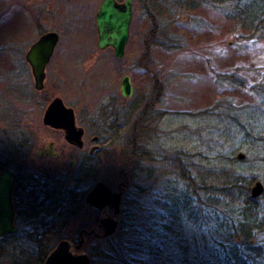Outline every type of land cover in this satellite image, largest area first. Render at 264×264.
Returning a JSON list of instances; mask_svg holds the SVG:
<instances>
[{"label":"rangeland","instance_id":"374dc122","mask_svg":"<svg viewBox=\"0 0 264 264\" xmlns=\"http://www.w3.org/2000/svg\"><path fill=\"white\" fill-rule=\"evenodd\" d=\"M184 1L134 0L126 55L116 60L111 50L100 51L96 45L95 15L101 0H0V129L25 127L34 143L25 159L10 161L8 168L39 163L43 169L65 172L60 194L72 195L71 183L77 180L76 189L83 196L75 204L84 205V214L75 217L62 209L60 218L69 219L67 223L39 242L33 240L36 235L27 238L23 225L18 236L0 240V264H43L45 260L38 263L40 255L50 254L61 239H77L79 225L96 217L85 196L98 181L116 187L124 180L118 171L130 161L126 151L135 147L151 153L154 162L139 165V173L131 174L127 200L132 206H123L120 224L136 227L145 236L161 234L156 241L164 235L165 264H207L218 233L202 212L196 224L182 222L183 231L161 229L163 210L157 202L167 186L181 188L171 175H161L163 158L180 154L184 162L200 169L241 170L254 178L250 187L256 181L264 184V146L256 140L257 131L250 132L249 118L254 108L264 109V36L253 30L261 15L255 13L257 8H247L244 0H203L193 11L183 9ZM49 30L59 32L61 40L41 91L34 87L25 54ZM171 40L179 47H168ZM124 75L130 76L134 88L131 97L120 93ZM159 93L156 118L141 130L133 124L136 114L144 100L156 101ZM56 96L77 111L91 136L95 131L87 127L85 118L91 115L94 122L101 116V106L115 100V136L120 134L122 145H106L115 176L93 171L75 179L76 172L84 170L79 161L84 152L69 148L64 133L43 123L45 109ZM137 101L141 105L134 108ZM50 141H55L58 157H36L34 153ZM240 152L245 154L243 161L237 158ZM70 160L78 161L74 168ZM255 239H264V231L257 232ZM88 242L90 252L99 246V241L88 238Z\"/></svg>","mask_w":264,"mask_h":264},{"label":"trees","instance_id":"16d2710c","mask_svg":"<svg viewBox=\"0 0 264 264\" xmlns=\"http://www.w3.org/2000/svg\"><path fill=\"white\" fill-rule=\"evenodd\" d=\"M184 2L186 7L182 6L183 9L193 11L202 5L203 0H185ZM244 2L247 8H257L255 13L257 15L260 13L261 16L258 18L255 13L253 14L256 19L258 18L253 30L263 32L264 0H244ZM261 32L260 36L263 37L264 33ZM174 45L175 40H171L168 47H179ZM155 111L153 109L145 114L144 121L150 116L155 119L157 115ZM140 113L142 115L143 110ZM249 114L252 120L250 132L254 134L257 131L256 140L263 147L264 109L254 108ZM17 128L20 131L19 134L15 133ZM24 128L13 125L0 129V171L7 169L10 161L17 158L24 159L29 154L33 142L32 137L23 130ZM131 154L132 151L125 153V155ZM150 154L147 153L138 161H135L134 157L135 162L130 169L132 175L136 173L137 165L139 168L141 167L139 165L146 162H154ZM181 156L177 154L161 160L164 162L160 170L161 175H171L179 181L181 186V188L167 186L163 199L157 202L163 210L160 214L161 229L169 232L179 228L183 231L185 225L182 222L189 223L187 225L196 224L202 212L203 215L202 213L201 215L207 224L214 226L218 233V238L216 236L214 238L213 250L209 254L207 264H251V262L264 264V239H255L257 232L264 231V193L258 198L251 196L250 185L254 178L241 170L233 172L221 166H217V169L204 167L200 169L186 159L184 162ZM129 206H132V202L127 201V209ZM62 209L64 207L61 206V212ZM118 234L121 237L117 238ZM153 235L145 236L138 228L133 226L125 228L121 223L114 235L97 243L100 247L93 246V251L90 252L93 263L165 264L164 251L168 240L162 235L160 240L156 241L155 236L158 238L161 234ZM35 239L33 240L36 242L40 240ZM103 242L105 245L102 246ZM45 254L40 255L38 263L45 260Z\"/></svg>","mask_w":264,"mask_h":264},{"label":"flooded vegetation","instance_id":"af4514ba","mask_svg":"<svg viewBox=\"0 0 264 264\" xmlns=\"http://www.w3.org/2000/svg\"><path fill=\"white\" fill-rule=\"evenodd\" d=\"M69 2H77L80 0H65ZM103 0H101L102 2ZM118 3H123L126 0H116ZM100 2V4H101ZM98 5V9L99 6ZM131 5H132V11H133V16L130 24V32H131V26L133 23V18H134V0H131ZM96 10V13L98 11ZM95 24H96V30H97V23H96V15H95ZM49 31H55V30H49ZM47 32V31H45ZM43 32V33H45ZM57 32V31H56ZM42 33V34H43ZM59 33V32H58ZM41 34V35H42ZM98 35V31H97ZM60 39L61 40V35L59 33ZM130 38V35H129ZM129 41V39H128ZM127 41V44H128ZM58 42V44H59ZM57 44V46H58ZM127 44L125 47L124 54L121 57H118L115 53V49L112 46L106 47L104 49L99 48L98 46V40H97V47L100 51H106V50H111V52L114 55V58L116 60H122L124 59L126 55V49H127ZM57 46L55 48V51L57 49ZM55 51L50 59H53V56L55 54ZM48 63V65L50 64ZM47 65V67H48ZM46 76H47V68H46ZM125 76V75H124ZM123 76V77H124ZM122 77V79H123ZM130 77V76H129ZM46 80V79H45ZM131 80V79H130ZM122 83V81H121ZM134 90V88H133ZM42 91V90H41ZM120 93H121V84H120ZM161 93L158 94V98L155 101L154 99H150V101L144 100V103L140 107L141 110H143V113L137 112L136 119L133 121L134 125H140L141 130L144 129V127L148 128L149 124L154 120L152 116L147 117L146 121H144V115L147 114L148 112H151L153 109H156V102L160 100L159 96ZM122 95V93H121ZM123 96V95H122ZM124 97V96H123ZM147 102V103H146ZM138 105H135L134 108H138L141 105V101H137ZM66 105V104H65ZM116 102L114 99L104 103L101 106V116L94 119L95 121H92L91 115L84 121H87L86 125L87 127L95 131L94 134L91 136V134L88 133V129L83 126V122L79 119L77 111L74 109L75 112V119H76V124L79 128L83 129V135H82V146H77L75 144H72L68 142L65 138V132L62 129L59 128H54L51 127L54 130L61 131L64 133V138L69 144V148H74L76 151H83L84 154L81 155L79 161L82 162L80 165H83L84 170L76 172L75 174V179L81 177L85 173H91V172H97L102 176H108V175H116V171H114V165L113 164H108V158L110 152L108 147L106 146L108 143H116V145L121 146V138H119L118 135L115 136L117 133L116 127L115 126V120H116ZM70 107V106H69ZM133 108V111H134ZM46 110V109H45ZM136 111V110H135ZM141 112V111H140ZM115 116V118H114ZM44 123V122H43ZM83 124V125H82ZM46 125V124H45ZM48 126V125H47ZM117 126V125H116ZM138 133V130H137ZM89 141H86L87 138ZM118 137V138H117ZM135 140V139H134ZM137 141V140H136ZM33 142V141H32ZM135 142V141H133ZM87 143V145H86ZM34 144V143H33ZM55 141H50L48 144L44 147V149H38L34 155L37 157L39 156H44V157H51V158H56L58 157L59 152L55 151ZM32 149V148H31ZM135 150H133V154L135 155V161H138L141 157H144L147 152L145 151H140L138 150L139 147H135ZM32 151V150H31ZM70 151V149H69ZM72 153V151H71ZM77 153V152H76ZM136 153V154H135ZM134 155H126L127 161H129L131 168L129 166V163L127 162V167L121 168L118 171V175L120 178H123L124 180L119 181L116 187H113L111 185H108L106 182V186H108L113 192H121L123 191L122 197H121V205H120V212L117 217L119 224H120V216L121 212L123 210V206L126 205L127 200V191L129 188L130 184V176L132 172H130V169H132V164H134ZM25 159V158H24ZM124 160V159H123ZM25 160H23L24 162ZM111 161V160H109ZM26 162V161H25ZM75 160H70L69 165L71 168H74L76 166ZM112 162V161H111ZM122 162V161H120ZM34 166L27 165V163L24 164L25 167H21V169L18 168H7L4 169L3 171L10 170L15 174V188L13 191V205L15 209V218H14V225L18 228L17 232L13 234H8L1 238L0 240H4L7 238H12L18 236V233L21 230V226L23 225L25 227L24 231L26 232V236L28 239H32L31 237H34L36 235V239H40L42 236H46V234H52L55 232H58L59 226L65 225L67 223V220L65 218H60V213H61V206L64 207L65 210L68 211L67 216L75 217L77 215H83L84 210L83 207L84 205L78 203L75 204L77 199L83 196V194L80 193L78 189H76V184L77 180L72 181L71 183V188L69 192H72L69 194L68 192L66 193L67 195H64L62 192L60 194V187L63 184V181H65V172L62 171H53V169H43L44 165L36 163H32ZM129 169V170H128ZM136 172L139 173V168H135ZM101 181H98L99 183ZM96 183V184H97ZM95 186V185H94ZM94 186L91 188V190L87 193L85 196V204L88 206L90 209H92L96 213V217L92 219L86 220L85 223L79 225L78 228V238H64L62 240H69L72 245H73V250L75 252H86L88 256L90 257L92 264L93 259L91 257L90 251L86 249L88 242V238H90L92 241L95 243L97 241H104L107 238L111 237H102L104 233V229L100 226L102 219L107 218L108 214H113L114 213V208L109 207L106 205L104 208H98L92 204H89L86 202V198L89 195V193L93 190ZM60 194V195H59ZM62 203V205H60ZM66 204H69L67 206ZM80 208V209H79ZM66 216V217H67ZM90 226V227H89ZM119 226V225H118ZM58 227V228H57ZM118 229V228H117ZM117 231V230H116ZM115 234V233H114ZM113 234V235H114ZM29 236V237H28ZM35 239V240H36ZM83 240L82 246L80 249H76V245ZM53 250V249H52ZM49 255V253L46 255V257ZM46 259V258H45Z\"/></svg>","mask_w":264,"mask_h":264},{"label":"water","instance_id":"95a60500","mask_svg":"<svg viewBox=\"0 0 264 264\" xmlns=\"http://www.w3.org/2000/svg\"><path fill=\"white\" fill-rule=\"evenodd\" d=\"M133 16L131 0L118 3L116 0H103L96 13L98 31V46L101 49L112 46L118 57L124 54L130 35V24ZM60 36L56 31H47L33 42L25 54V60L31 68L36 90L45 87L46 68L59 42ZM121 93L124 97H131L133 85L129 75H125L121 83ZM44 124L62 129L68 142L82 146L83 129L76 124L75 112L72 107L65 105L63 99L56 96L47 106ZM237 158L244 160L245 154L238 153ZM15 188V174L6 170L0 173V239L8 234L17 232L14 225L15 209L13 205V191ZM251 196L258 198L264 193V184L256 181L251 186ZM123 191L113 192L104 182L97 183L86 198V202L98 208L108 205L114 208L113 214L102 219L100 226L104 229L102 237L113 235L119 225L117 219L120 212ZM83 240L75 247L80 249ZM43 264H92L88 254L84 251L75 252L69 240H62L46 257Z\"/></svg>","mask_w":264,"mask_h":264}]
</instances>
